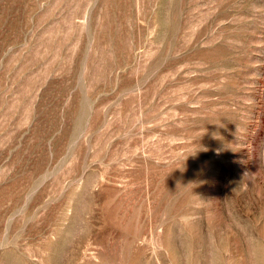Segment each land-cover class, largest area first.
I'll return each instance as SVG.
<instances>
[{"label":"rangeland","instance_id":"rangeland-1","mask_svg":"<svg viewBox=\"0 0 264 264\" xmlns=\"http://www.w3.org/2000/svg\"><path fill=\"white\" fill-rule=\"evenodd\" d=\"M0 264H264V0H0Z\"/></svg>","mask_w":264,"mask_h":264}]
</instances>
